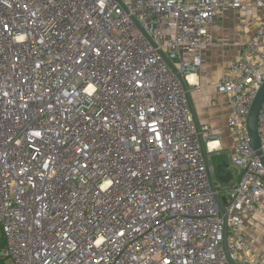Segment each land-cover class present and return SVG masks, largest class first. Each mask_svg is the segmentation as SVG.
Returning <instances> with one entry per match:
<instances>
[{"label":"built area","instance_id":"1","mask_svg":"<svg viewBox=\"0 0 264 264\" xmlns=\"http://www.w3.org/2000/svg\"><path fill=\"white\" fill-rule=\"evenodd\" d=\"M227 7L264 1L0 0V264H264V21L217 84L230 185L190 98Z\"/></svg>","mask_w":264,"mask_h":264},{"label":"crops","instance_id":"2","mask_svg":"<svg viewBox=\"0 0 264 264\" xmlns=\"http://www.w3.org/2000/svg\"><path fill=\"white\" fill-rule=\"evenodd\" d=\"M250 1L256 2L259 0ZM262 21H264V8L257 9L253 15H245L243 12L231 7L223 9L212 21L210 29L215 44L206 49L204 53L205 62L203 69H206V74L203 75L202 73L199 80L202 88L199 91L191 88L190 98L193 113L196 116L192 95L194 96V100L196 101L195 105H197L201 115V120L196 116L197 121L208 124L211 129L219 135L223 149L219 153L210 155V161L214 165L228 158L227 151L231 143V137L225 126L230 111V105L227 97L218 92L217 84L229 62L238 57L240 46L254 37ZM208 62H213L219 67L216 68V70L206 68ZM236 177L237 172H233V179L230 182L221 183L230 185L235 181ZM263 205L264 204L261 206ZM260 208L253 216V219L246 221L245 232L247 239L255 240L257 253L259 250L258 245L264 244V231L258 232L257 230L255 234H253L254 232H249V226L252 220H254V222L258 220L257 215L261 212ZM257 237H259V239Z\"/></svg>","mask_w":264,"mask_h":264},{"label":"water","instance_id":"3","mask_svg":"<svg viewBox=\"0 0 264 264\" xmlns=\"http://www.w3.org/2000/svg\"><path fill=\"white\" fill-rule=\"evenodd\" d=\"M263 100H264V85L260 89L258 95L256 96L253 102L251 113L249 116L250 135L253 146L256 149V153L258 155H261V151L259 149L258 120H259V112ZM194 118L196 119L195 114H194ZM208 168L210 169V175L212 180L216 179V180H220L221 182L228 183L233 179V171L230 163L227 161L226 158L221 163L216 165L211 164L208 160Z\"/></svg>","mask_w":264,"mask_h":264},{"label":"rangeland","instance_id":"4","mask_svg":"<svg viewBox=\"0 0 264 264\" xmlns=\"http://www.w3.org/2000/svg\"><path fill=\"white\" fill-rule=\"evenodd\" d=\"M219 66L213 62H208V64L206 65V68H212V69H215L218 68ZM203 75L206 74V69H203L202 71ZM193 97V101H194V108H195V111H196V116L199 120H201V115H200V112L198 110V107L197 105H195L196 101L194 100V96L192 95ZM232 171L233 172H237V169L235 168H232ZM261 212L259 215H257V221L254 222V220H252V223L250 224L249 226V232H254L253 234H255V232L258 230V232H261V231H264V205L261 206ZM258 236V235H257ZM256 238V237H255ZM259 239V237H257ZM259 250H258V254L259 255H263L264 254V244L261 245L259 244Z\"/></svg>","mask_w":264,"mask_h":264},{"label":"trees","instance_id":"5","mask_svg":"<svg viewBox=\"0 0 264 264\" xmlns=\"http://www.w3.org/2000/svg\"><path fill=\"white\" fill-rule=\"evenodd\" d=\"M5 246V237L2 232L1 226H0V250ZM0 262L2 263L3 261L0 258Z\"/></svg>","mask_w":264,"mask_h":264},{"label":"bare ground","instance_id":"6","mask_svg":"<svg viewBox=\"0 0 264 264\" xmlns=\"http://www.w3.org/2000/svg\"><path fill=\"white\" fill-rule=\"evenodd\" d=\"M189 78L192 82H196L197 80L195 75H190Z\"/></svg>","mask_w":264,"mask_h":264}]
</instances>
